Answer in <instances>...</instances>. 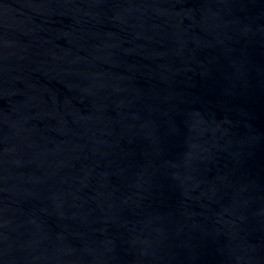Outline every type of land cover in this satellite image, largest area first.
<instances>
[{
	"label": "water",
	"instance_id": "obj_1",
	"mask_svg": "<svg viewBox=\"0 0 264 264\" xmlns=\"http://www.w3.org/2000/svg\"><path fill=\"white\" fill-rule=\"evenodd\" d=\"M0 264H264V0H0Z\"/></svg>",
	"mask_w": 264,
	"mask_h": 264
}]
</instances>
